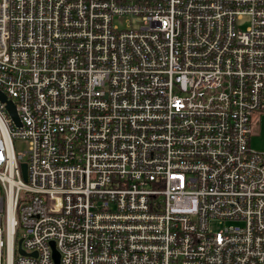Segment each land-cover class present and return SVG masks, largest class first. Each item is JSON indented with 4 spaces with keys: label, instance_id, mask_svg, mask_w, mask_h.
Returning a JSON list of instances; mask_svg holds the SVG:
<instances>
[{
    "label": "built area",
    "instance_id": "1",
    "mask_svg": "<svg viewBox=\"0 0 264 264\" xmlns=\"http://www.w3.org/2000/svg\"><path fill=\"white\" fill-rule=\"evenodd\" d=\"M0 93V264H264V0H0Z\"/></svg>",
    "mask_w": 264,
    "mask_h": 264
},
{
    "label": "rangeland",
    "instance_id": "2",
    "mask_svg": "<svg viewBox=\"0 0 264 264\" xmlns=\"http://www.w3.org/2000/svg\"><path fill=\"white\" fill-rule=\"evenodd\" d=\"M248 19L242 23V26L247 23ZM260 133L251 138L250 145L253 148L254 151L256 152H262L264 151V116L260 117ZM15 148L17 152H24L26 151V143L22 141H16L15 142Z\"/></svg>",
    "mask_w": 264,
    "mask_h": 264
},
{
    "label": "water",
    "instance_id": "3",
    "mask_svg": "<svg viewBox=\"0 0 264 264\" xmlns=\"http://www.w3.org/2000/svg\"><path fill=\"white\" fill-rule=\"evenodd\" d=\"M0 99L3 101V102H7V105H8V111H9V113H10V115L12 116V118L18 123V124H20V121H19V117H18V115H17V112H16V108H15V106L11 103V102H8V101H6V97L2 94V93H0ZM22 172H23V177H24V179H26L27 178V165L26 164H23L22 165ZM22 240H20L19 242H18V252H19V254L20 255H22V256H25V255H27L26 254V252L23 250V248H22Z\"/></svg>",
    "mask_w": 264,
    "mask_h": 264
},
{
    "label": "bare ground",
    "instance_id": "4",
    "mask_svg": "<svg viewBox=\"0 0 264 264\" xmlns=\"http://www.w3.org/2000/svg\"><path fill=\"white\" fill-rule=\"evenodd\" d=\"M13 224V220H12V218H11V225Z\"/></svg>",
    "mask_w": 264,
    "mask_h": 264
},
{
    "label": "trees",
    "instance_id": "5",
    "mask_svg": "<svg viewBox=\"0 0 264 264\" xmlns=\"http://www.w3.org/2000/svg\"><path fill=\"white\" fill-rule=\"evenodd\" d=\"M18 238V237H17Z\"/></svg>",
    "mask_w": 264,
    "mask_h": 264
}]
</instances>
